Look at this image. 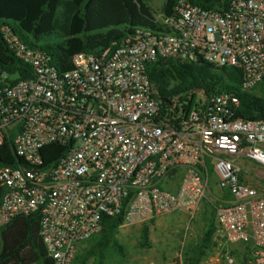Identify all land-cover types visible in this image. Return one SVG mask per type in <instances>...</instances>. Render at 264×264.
I'll return each instance as SVG.
<instances>
[{
  "label": "built area",
  "instance_id": "1",
  "mask_svg": "<svg viewBox=\"0 0 264 264\" xmlns=\"http://www.w3.org/2000/svg\"><path fill=\"white\" fill-rule=\"evenodd\" d=\"M159 28L135 29L95 53H77L58 71L48 56L1 25L7 49L30 71L0 80V146L20 164L0 167V227L38 212L53 264H71L103 217L134 224L195 208L217 192V249L243 244L241 264H264V195L239 179L234 158L264 167V120H231L226 93L194 100L187 112L153 98L145 67L159 59L203 61L240 72V87L264 86V0H177ZM65 146L44 165L40 150Z\"/></svg>",
  "mask_w": 264,
  "mask_h": 264
},
{
  "label": "trees",
  "instance_id": "2",
  "mask_svg": "<svg viewBox=\"0 0 264 264\" xmlns=\"http://www.w3.org/2000/svg\"><path fill=\"white\" fill-rule=\"evenodd\" d=\"M147 0H0V26H13L18 38L28 47L44 52L50 64L58 71L71 68V57L77 53H95L112 43H118L135 29L159 28ZM177 0H164L159 15L169 16ZM51 38L54 43H50ZM153 98L165 110L175 101L176 110L187 112L195 106V94L202 99L226 93L234 97L237 106L231 110V120H264V86L249 90L240 87V72L232 68H215L203 61L182 62L177 59H159L145 67ZM13 83L30 76V71L9 51L0 35V80ZM14 76V80H8ZM258 89L260 96L251 92ZM10 142L0 146V167L20 164ZM65 146L47 145L40 150L44 165L54 163L65 153ZM235 164V163H234ZM236 165V164H235ZM237 166V165H236ZM239 174V179L244 182ZM3 189L0 187V200ZM204 231L192 247L185 264H197L206 251L215 246L216 227L214 212ZM39 213L34 212L13 218L0 227V264H53L41 243ZM123 220L121 213L103 217L98 230L81 244L71 264H105L109 256H123L124 248L116 239ZM148 229H139V239L146 243ZM80 244V245H81ZM231 255L232 252L228 250Z\"/></svg>",
  "mask_w": 264,
  "mask_h": 264
},
{
  "label": "rangeland",
  "instance_id": "3",
  "mask_svg": "<svg viewBox=\"0 0 264 264\" xmlns=\"http://www.w3.org/2000/svg\"><path fill=\"white\" fill-rule=\"evenodd\" d=\"M164 0H147L146 4L153 12L154 18L159 13ZM13 26L12 24H10ZM51 38L50 43H54ZM8 80H14L9 76ZM260 96L258 89L251 92ZM201 99L199 93L195 94V100ZM240 170L242 180L255 187L264 195V167L249 162L242 158H234ZM211 190L200 203L193 209L184 211H173L152 216L134 224L122 223L117 231L116 239L124 248L123 256H109L105 264H185L190 255L192 247L202 235L210 216V211H215L217 192L213 188L215 180H211ZM146 226L148 229L147 241L140 242L139 229ZM214 243H217L215 235ZM85 248V244L79 246V252ZM232 252L234 264H241L243 256V244L229 246ZM88 259L85 264H91ZM197 264H224L220 258L217 246H213L201 257Z\"/></svg>",
  "mask_w": 264,
  "mask_h": 264
},
{
  "label": "crops",
  "instance_id": "4",
  "mask_svg": "<svg viewBox=\"0 0 264 264\" xmlns=\"http://www.w3.org/2000/svg\"><path fill=\"white\" fill-rule=\"evenodd\" d=\"M234 163L236 164L235 160H234ZM206 168H207V172H208L211 180H215V174H214V172L212 170V166H211V164L209 162L207 163Z\"/></svg>",
  "mask_w": 264,
  "mask_h": 264
}]
</instances>
